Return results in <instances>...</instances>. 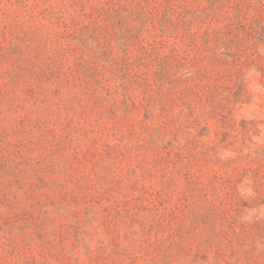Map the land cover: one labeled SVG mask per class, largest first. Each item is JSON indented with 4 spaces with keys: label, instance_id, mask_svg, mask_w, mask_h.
I'll return each instance as SVG.
<instances>
[{
    "label": "rangeland",
    "instance_id": "rangeland-1",
    "mask_svg": "<svg viewBox=\"0 0 264 264\" xmlns=\"http://www.w3.org/2000/svg\"><path fill=\"white\" fill-rule=\"evenodd\" d=\"M0 264H264V0H0Z\"/></svg>",
    "mask_w": 264,
    "mask_h": 264
}]
</instances>
